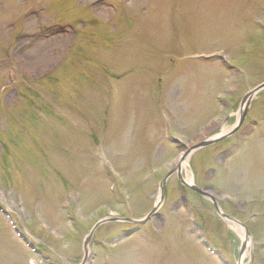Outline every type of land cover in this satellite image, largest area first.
Instances as JSON below:
<instances>
[{"label":"rangeland","instance_id":"rangeland-1","mask_svg":"<svg viewBox=\"0 0 264 264\" xmlns=\"http://www.w3.org/2000/svg\"><path fill=\"white\" fill-rule=\"evenodd\" d=\"M257 25L264 26V0H0V204L42 249L40 256L26 248L0 215V264H79L96 221L149 213L158 183L182 154L156 130L158 113L172 138L189 135L186 147L231 128L243 96L264 82V30ZM73 26L81 30L77 39ZM219 49L232 75L215 64L182 62ZM217 93L220 105L212 100ZM246 114L238 141L192 154L182 175L210 187L223 212L247 226L252 245L243 264H264V91ZM256 120L259 133L252 131ZM97 149L113 166L96 167ZM100 169H110L111 181ZM185 206L207 242L238 264V233L207 200L182 191L174 175L161 219L110 246L108 259L105 240L133 226L100 227L91 264H218L198 245Z\"/></svg>","mask_w":264,"mask_h":264},{"label":"water","instance_id":"water-1","mask_svg":"<svg viewBox=\"0 0 264 264\" xmlns=\"http://www.w3.org/2000/svg\"><path fill=\"white\" fill-rule=\"evenodd\" d=\"M262 89H264V84H262V85L258 86L257 88H255L252 92H250V93H249L247 96H245L244 99L242 100V102H241V107H242V108L245 107V108H244V110H243L242 113H241L240 124L242 123V121H243V119H244V116H245V114H246V110H247V108H248V106H249V103H250V101H251V97H252L255 93L261 91ZM210 144H212V143L210 142V143L202 144L200 147H202V146H208V145H210ZM178 173H179V172H178ZM191 189L194 190V188H191ZM200 193H201V192H200ZM215 207H216V206H215ZM216 209H217V208H216Z\"/></svg>","mask_w":264,"mask_h":264},{"label":"bare ground","instance_id":"bare-ground-1","mask_svg":"<svg viewBox=\"0 0 264 264\" xmlns=\"http://www.w3.org/2000/svg\"><path fill=\"white\" fill-rule=\"evenodd\" d=\"M37 53H38L41 57H43V58L45 57V59L48 58V56H47L43 51L36 50V54H37ZM48 60H49V59H48ZM48 60H47V61H48ZM188 147H189V146H188ZM189 148L191 149V148H193V147L190 146ZM182 165H183V164H182ZM185 165H186V163H185ZM187 180H188V182H191V181H192V176L190 175V177H188ZM241 236H242V235H241ZM242 238H243V236H242ZM250 245H251V243H248L247 246L249 247ZM246 255H247V254H246Z\"/></svg>","mask_w":264,"mask_h":264}]
</instances>
